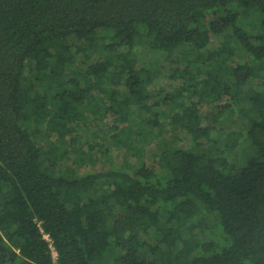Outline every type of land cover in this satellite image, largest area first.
<instances>
[{"label":"trees","instance_id":"trees-1","mask_svg":"<svg viewBox=\"0 0 264 264\" xmlns=\"http://www.w3.org/2000/svg\"><path fill=\"white\" fill-rule=\"evenodd\" d=\"M0 264H264V0H0Z\"/></svg>","mask_w":264,"mask_h":264},{"label":"rangeland","instance_id":"rangeland-1","mask_svg":"<svg viewBox=\"0 0 264 264\" xmlns=\"http://www.w3.org/2000/svg\"><path fill=\"white\" fill-rule=\"evenodd\" d=\"M233 4H235V3L229 4L227 6V8L229 10H234L237 13V15H238L237 20H236L237 26L240 27L247 34L255 35L257 33V31H259V29H260V26H259L258 23H259V19L261 18V15H260V12L258 11V9L257 8H251L249 11L243 12L242 9L236 8ZM140 50H141L140 47L137 46L136 47V52H138V54H141ZM141 56H142L143 60H146V61H149V62H155V60L157 59V63L159 64V62L161 63V61H162V60L158 61V58L155 59L156 56H152L151 54L147 55V56H145V55H141ZM163 85H165V84H163ZM226 103H228V102H221L220 104L224 105ZM208 111H209V107L208 106L202 105L200 107V114L201 115H204ZM104 123H105L104 125L107 128L109 126H111V124H113V122L111 123V119H108L107 121H104ZM121 126L122 125L119 123V128ZM91 130H94V128L91 127ZM233 131L239 136H238V139H237V143L235 144L234 147H232V149L234 150V151H232L233 154H231V155H229L227 157V161H228V163L235 164L236 167H240V166L244 165V163H245V161L247 159L246 146L248 144V142H247V140L245 138V129H244V127L242 125V122L240 120L238 121V123H237L236 127L233 129ZM151 133H152V131H149V130H147L145 133H143L140 136L141 141L147 136H148L147 140H149V138H151ZM153 133H155V132L153 131ZM89 135H90V132L85 131V134L83 136L84 137H89ZM184 136H185V134L182 131L177 132V137H179L180 139H176L175 142L173 143V145L185 147V145H184L185 141L181 140V138H184ZM173 137L174 136H173L172 133L165 134V136H164L165 139H163L164 143H166L167 145H171V142H169V141L167 142V140H170ZM211 139H213V141L217 142L216 140L218 138L214 134V135L211 136ZM158 140H160V139H158ZM158 140L147 142L145 144L143 143V149L144 150H146V149L148 150V153L145 154V155L147 156V159L149 161H150V158H151V157H149L150 150L154 151L153 149L157 148L158 145L163 147L162 139L160 140V142H158ZM224 141L225 140H221V141H219L217 143H212V144L208 145L207 147L211 146L212 148L217 147L218 149H222L224 147V145H223ZM212 150L216 151L215 149H212ZM98 159L100 161L96 164V166H94V168L99 169V170L100 169L101 170L105 169L107 167V164H108L109 160H114V161L116 159L121 160V158L116 154V152H114V150H111V153H108L106 155H99ZM149 161L147 162L148 164H149ZM130 162L133 163V161H130ZM180 231L182 233L181 234L182 237L187 239L188 236L186 234H188V232L185 230V228H181ZM149 243H152V241L149 240Z\"/></svg>","mask_w":264,"mask_h":264},{"label":"built area","instance_id":"built-area-1","mask_svg":"<svg viewBox=\"0 0 264 264\" xmlns=\"http://www.w3.org/2000/svg\"><path fill=\"white\" fill-rule=\"evenodd\" d=\"M47 240H48V237L47 236H44ZM53 256H55V253L53 252Z\"/></svg>","mask_w":264,"mask_h":264}]
</instances>
